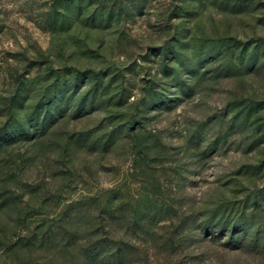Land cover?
<instances>
[{
  "label": "rangeland",
  "instance_id": "obj_1",
  "mask_svg": "<svg viewBox=\"0 0 264 264\" xmlns=\"http://www.w3.org/2000/svg\"><path fill=\"white\" fill-rule=\"evenodd\" d=\"M78 11L0 0V128L60 81L78 95L0 151V264H264V0ZM95 231L124 253L88 259Z\"/></svg>",
  "mask_w": 264,
  "mask_h": 264
},
{
  "label": "trees",
  "instance_id": "obj_2",
  "mask_svg": "<svg viewBox=\"0 0 264 264\" xmlns=\"http://www.w3.org/2000/svg\"><path fill=\"white\" fill-rule=\"evenodd\" d=\"M73 1H75L77 4V9L79 10L77 14H79L80 11L82 12L83 6L85 5L86 0H73ZM73 14H71L72 17L74 16ZM111 16L112 14L109 13L108 19L111 18ZM178 41H179L178 39L177 40L173 39L172 42H175V44L172 43L171 44L172 46L170 48H164V51H165L164 55L166 56V58H168L170 55H173L176 58V52H177L176 42L178 43ZM199 65H202V63H200ZM199 65L197 64L196 68H199ZM192 66L193 68H195V65H192ZM176 73L178 72L176 71ZM183 73L184 71L182 72V74L181 73L178 75L174 74V77L178 80L177 82L178 85L182 83L181 81L183 78ZM81 76H82L81 74L77 73L76 81H79ZM60 84H62L61 81H60ZM60 84H57L54 87V89H52V91H50V88H49L45 92V94L41 96L39 101H37L33 105V110L30 113V117H29L30 126H27L26 123H23V124L21 122L19 123L18 121H15V119L13 120L12 118L8 123H6L4 126H2V128H0V151L3 148H5V146L7 147L11 146L18 141L27 140L29 142H32L37 137H41L42 135H45L47 133L49 124L50 123L52 124L55 121H57L58 114L63 109L64 105L71 106V108H74V109L76 108L72 106V103L77 99L78 95L77 93H75V90L71 89L72 84L71 86L69 85L70 87L65 84L64 86L65 88H63V86ZM76 86H78V84ZM68 87L70 89L67 91ZM16 99L17 97H14L13 102H12V107H11V113H14L15 111V104H19V100H16ZM88 100H89V97H83L80 100V109L81 107L85 105L86 101L88 102ZM238 123H240V120L234 121V124H238ZM256 198L257 199L255 200L256 201L255 204L260 202L259 200L260 196L257 195ZM112 210H115L116 212L120 213V209L113 208ZM110 212L112 213V211ZM218 213H221V212L215 211L213 213V217L216 216ZM116 214L117 213H114V212L112 213L113 219L117 218ZM138 221L139 219H136V222L134 225H136ZM208 223L209 221H206L205 223L206 226ZM228 224H229V221H226L224 223V226ZM219 225H222V219H220L218 226ZM207 227L205 228V230H207ZM232 233H235V230H232ZM96 234H97L96 231L92 232L91 234L92 242L87 247V256H88L87 258L88 259H91V261H94V262H98L100 260L101 262L104 259L110 258L112 256H119L124 253L127 245L123 247L122 245L124 244H121L122 241H120V243H117L118 240L116 239L115 235L112 232H105L106 239H102L99 241L98 239L96 240V236H95ZM116 245H119V246L116 247ZM111 248H114V249H111Z\"/></svg>",
  "mask_w": 264,
  "mask_h": 264
}]
</instances>
